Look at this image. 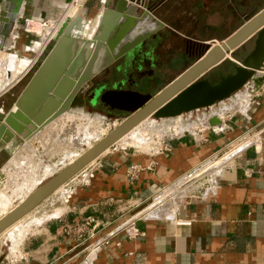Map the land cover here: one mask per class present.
<instances>
[{
  "label": "crops",
  "instance_id": "1",
  "mask_svg": "<svg viewBox=\"0 0 264 264\" xmlns=\"http://www.w3.org/2000/svg\"><path fill=\"white\" fill-rule=\"evenodd\" d=\"M72 1L0 0V12L4 2H8V14L20 8L12 35L0 50V90L6 87L0 92V100L6 94L18 99L32 77L19 93L17 88L49 46L48 43L41 52L33 50L36 34L20 30L26 19L56 29L68 16H80L93 29L107 10V39L114 48L108 46L109 51L113 54L124 49L126 54L89 82L82 94L85 106L81 113L74 111L80 109L77 106L37 135L29 139L15 137L0 156L8 149H29L34 139H43V135L50 137L52 129L61 121H69L72 114L74 119L85 113L94 118L93 123L95 119L111 118L120 125L132 114L114 108H130V103L119 99L118 94L157 96L199 60L205 45L222 44L264 10V0H145L143 8L121 1L136 11L135 16H127L116 13L117 0H82L76 10ZM159 1L152 12H146L147 7ZM108 2L110 6L106 7ZM145 14L147 18L140 21ZM139 44L150 51L147 80L152 83L148 89L129 83L131 68L127 63L139 51ZM22 61H27L28 66L15 79V68ZM236 62L228 61L234 67ZM9 66L12 74L8 85ZM110 91L118 93L103 101V95ZM244 91L242 96H232L236 101L225 100L230 105L236 103L234 106L220 102L221 109L205 121L197 118L193 130L162 139L164 143L158 150H140L124 145L122 140L116 143L27 215L24 230L15 228L13 239L9 233L13 246L0 249V264H264V86L255 94ZM1 108L6 110L4 101ZM212 116H218L222 124L211 127L208 120ZM177 126L182 131L190 128L181 123ZM164 144L169 151L161 150ZM235 144L237 148L245 146L233 158L224 161V157L222 164L206 169L214 164L208 161ZM133 166L143 171L132 180L129 170ZM14 167L10 166L0 187L9 183ZM211 169H215L211 176L198 186L176 188L194 171L206 173ZM171 189L169 196L174 197L166 203L169 210H156L149 217V207H155L152 204L130 219ZM11 194L12 199L16 197L12 190ZM1 199L0 196L2 206L4 198ZM133 227L140 234L130 237L127 230Z\"/></svg>",
  "mask_w": 264,
  "mask_h": 264
},
{
  "label": "water",
  "instance_id": "2",
  "mask_svg": "<svg viewBox=\"0 0 264 264\" xmlns=\"http://www.w3.org/2000/svg\"><path fill=\"white\" fill-rule=\"evenodd\" d=\"M121 1L142 8L145 5L143 4L145 0H117L114 9L118 15L135 16L136 12L131 6H126ZM160 1L147 7L146 12H152V7L158 5ZM110 2L106 4V7L110 6ZM8 6V2H4L0 12V50L11 37L15 20L20 12V8L17 7L14 14H8L6 12ZM146 18L145 14L140 21H144ZM107 33V10L100 16L93 29H90V25L85 24L80 16L73 19L70 15L58 25L51 38L52 48L41 61L39 68L15 101L12 109L8 112L0 109V152L15 137L29 139L37 135L42 128L66 112L74 110L77 106L80 109L74 111L82 112L81 109L85 106L82 94L85 93L89 82L126 54L124 49L120 52L110 53L109 47L114 48L107 39ZM252 41H254V48L242 61L236 62L234 73L223 76L221 81L216 84L206 78L207 74L215 68L222 67L228 61L238 57L241 51L245 53L247 45ZM143 46L139 44V50ZM13 57L17 58L16 55ZM8 71L9 85L12 74L10 66ZM263 86L264 10L249 19L240 30L222 44L205 45L199 55V60L157 96L138 92L118 94L119 99L130 103V108L118 105L114 108L125 110L132 115L80 157L40 185L25 200L1 218L0 236L36 210L145 120L176 118L195 111L209 109L245 89L251 94L258 93ZM116 93L118 92L105 93L103 101L109 95ZM208 122L211 127H218L222 124V120L218 116L210 117ZM243 148L238 151H242ZM0 181L1 183L5 181L3 173H0ZM6 185L7 182L0 188L4 190ZM6 191L7 193L11 192V190Z\"/></svg>",
  "mask_w": 264,
  "mask_h": 264
},
{
  "label": "rangeland",
  "instance_id": "3",
  "mask_svg": "<svg viewBox=\"0 0 264 264\" xmlns=\"http://www.w3.org/2000/svg\"><path fill=\"white\" fill-rule=\"evenodd\" d=\"M37 26L38 29L40 30L43 29V27L39 25ZM48 28L51 29L52 27L49 26ZM54 34H55L54 32H50V34L47 37L46 34H44L43 37L41 36L39 38L37 37V35H34L33 39L35 42L38 43V44L36 43L35 47H33L34 51L41 52V50L46 45H48V43L49 46L46 49L43 56L39 59V62L37 63L36 67L28 75V78L17 88V93H19L23 89L25 84L34 75V73L37 71V69L41 64V61L44 59V57L47 55L49 50L52 48L53 42L50 40ZM253 45H254V41L250 42L247 45V51L245 53L241 51L238 58L235 59L239 62L242 61V59L252 50ZM22 62L23 63L21 64L19 63V65H17L15 68L14 76H13V78L15 77V79H19L23 75L25 68L28 66L27 61H22ZM4 73H6L7 75V71H5ZM4 90H6V87L3 90H0V92ZM241 92L236 93L235 96L236 95L242 96L243 94L246 93L244 90ZM233 100L236 101V97H231L230 101ZM3 101L6 106L5 112H8L10 109H12V107L15 104L16 95L11 96L10 94H6L0 100V105H2ZM225 103L226 105L228 104L226 101ZM235 104L236 103L234 104L232 103L231 105L234 106ZM222 105H223L222 103H218L217 105L207 110L195 111L186 116H179L176 118L162 119V120L153 119V121H151V119H148V121H145L140 126L136 127L128 135H126L122 139V143L126 146L136 147L144 151H152L156 149L158 150L160 149V146L162 144L161 141L162 139L168 138L171 135L175 137L183 132L193 130L197 125L196 124L197 118L203 121L204 118H206L207 116L212 114L214 115L215 113H217V111L221 109ZM231 105L228 104V106L230 107ZM94 114L99 117L101 115L99 114V112H96ZM95 120L96 121L93 123L94 121L93 118L83 117L79 115H75L73 119V114H72L71 117H69V121L67 120L61 121L59 125H56L54 129H52L53 134L51 133L50 137L43 135L44 136L43 139L40 138L34 139L31 148L26 149L25 147H23L20 151H16V152L8 149V151L2 153V155L0 156V165H1V169L3 170L2 173H4V175L6 176V173L10 170L9 168L11 165H15L16 167H14L15 169L12 170L13 176L11 177V179L13 180L11 181L10 179L8 185H6V188L4 190L3 189L0 190V196L2 197L1 201H3L4 198V201L2 203V206L4 207L2 206L0 207V219L5 216L3 215V213L8 212V209L10 207H16L19 204V202L23 201L24 198H26V196H29V194L34 192L39 187L40 183H44L48 181L53 175L57 174L61 169L68 166L70 163H72L74 160L80 157L91 146H94L105 136H107L120 123L118 121L114 122L115 120L114 119L112 120L111 118L102 121H100V119H95ZM179 123H181V125H183L184 127L190 126V128L180 131V127L177 126V124ZM88 132L90 135L88 134ZM246 138H249V136H246ZM236 145L237 144H235V146L234 145L229 146L227 149L219 153L216 157L212 158L208 162L209 163L213 162L215 164V161L221 160L219 164H217L216 166L220 165V163L224 160V159L222 160L224 155L227 152L233 150L236 147ZM214 170L215 169H211L209 172L203 173L196 178L194 177L192 178L193 174L195 173L194 171L189 178L183 181V184L187 181L188 183L185 185V187H188L189 185L198 186L200 182H203L204 180L208 179ZM5 190H12L13 195L16 197L12 199V197L10 196L12 195L11 192L9 193L8 196V194L6 193L7 191L5 192ZM164 194H167L169 196L168 192ZM161 195H158V197H160ZM168 196L167 198L165 197L161 203V208L167 210H169V205L166 203H168L172 199V197H174V196H169V197ZM156 199L158 198L156 197L154 200L150 201L147 205H145L144 208L137 210L136 213L129 216L130 219L131 217H136V215H138L139 212L143 211L145 208L154 204ZM157 208H159V206H157ZM144 216L142 215L141 217ZM27 218L28 216L22 219L21 221H19L17 224H15L5 233L2 234L1 248H0L1 251L8 250L10 249V247L12 248L13 244L8 238L9 233L13 239L14 236L12 232H14L15 228L17 229L21 228L20 230L22 229L24 230L23 225L24 223H27Z\"/></svg>",
  "mask_w": 264,
  "mask_h": 264
},
{
  "label": "flooded vegetation",
  "instance_id": "4",
  "mask_svg": "<svg viewBox=\"0 0 264 264\" xmlns=\"http://www.w3.org/2000/svg\"><path fill=\"white\" fill-rule=\"evenodd\" d=\"M25 23V21H24ZM20 30L25 32V24L21 25ZM37 43V42H35ZM34 43V45H35ZM150 51L146 52V46H143L141 50L138 52H134L131 56V62L127 63L130 68V74H129V83L130 84H136L137 86L148 89L151 87V81H148V70H149V53ZM235 67L231 65L230 63L225 64L221 68H219L217 71L209 74L206 76L207 79L213 84L219 83L223 76H227L228 74L234 73ZM150 77V76H149ZM92 101V100H91Z\"/></svg>",
  "mask_w": 264,
  "mask_h": 264
},
{
  "label": "bare ground",
  "instance_id": "5",
  "mask_svg": "<svg viewBox=\"0 0 264 264\" xmlns=\"http://www.w3.org/2000/svg\"><path fill=\"white\" fill-rule=\"evenodd\" d=\"M82 3V0H75L74 1V4H78V5H80ZM75 10H76V7H75ZM74 12V11H73ZM34 25H33V27H32V32H34L35 34H37L38 36H44V34H46V37L50 34V32H56V29L58 28V26L56 27V29L54 28V29H49L48 27L50 26V25H46V26H44V25H42V24H35V23H33ZM37 25H39V26H41V27H43V29L42 30H40V29H38V26ZM44 32V33H43ZM42 39V38H41ZM51 41V40H50ZM38 44V43H37ZM8 74H9V71H8ZM81 116H83V117H88V118H93V117H90L89 115H87V114H82ZM94 119V118H93ZM145 121H148V119L147 120H145ZM144 121V122H145ZM151 121H153V120H151ZM144 122H142V123H144ZM141 123V124H142ZM153 123V122H152ZM140 124V125H141ZM139 125V126H140ZM138 127V126H137ZM134 130V129H133ZM132 130V131H133ZM131 131V132H132ZM180 131H182V129L180 128ZM88 134H89V132H88ZM129 134V133H128ZM127 134V135H128ZM90 135V134H89ZM89 137V136H88ZM90 138V137H89ZM133 139V138H132ZM131 139V140H132ZM249 140V139H248ZM244 142V141H243ZM242 143V142H241ZM240 143V144H241ZM245 145H246V143H245ZM244 144L242 145V146H240V147H235L233 150H231V151H229V152H227L225 155H224V157H227L224 161H227V160H229V159H231V158H233L234 156H235V154H237V151H238V149H240V148H242L243 146H245ZM233 152V153H232ZM232 153V154H231ZM223 157V158H224ZM222 163V162H221ZM217 165V163H215V164H210L206 169L208 170V169H210V168H213V167H215ZM208 172V171H207ZM195 174V175H194ZM193 174V176H192V178L194 177V178H196V177H198V176H200L201 174H203V173H194ZM13 179H11V181H12ZM35 184V183H34ZM36 184H38V183H36ZM182 184H183V182H181V183H179V184H177V187L176 188H180L181 186H182ZM8 185V184H7ZM15 187V186H14ZM33 187V186H32ZM9 189V188H8ZM13 190V189H12ZM15 190V189H14ZM171 191H173V189H171V190H167L165 193H170ZM5 192H6V190H5ZM3 193V192H2ZM7 193V192H6ZM24 193V192H23ZM9 196V195H8ZM166 196H168L167 194H163V195H161L160 197H158V199H156V201H155V203H154V208H151V206L149 207V209H148V211L150 212V214H149V217H153V214H154V212H156V210L157 211H160V210H162L163 208H161V203H162V201L164 200V198L166 197ZM179 196H180V193H179ZM0 206H1V204H0ZM157 206H159V208H157ZM2 207H4V206H2ZM8 207V206H7ZM1 209H3V208H1ZM3 211V210H2ZM27 227V226H26ZM27 229V228H26ZM25 229V230H26ZM18 231V230H17ZM22 232H24V231H22ZM25 233H27V232H25ZM21 234V233H20ZM23 235H24V233H23ZM22 236V235H21ZM23 237V236H22Z\"/></svg>",
  "mask_w": 264,
  "mask_h": 264
},
{
  "label": "built area",
  "instance_id": "6",
  "mask_svg": "<svg viewBox=\"0 0 264 264\" xmlns=\"http://www.w3.org/2000/svg\"><path fill=\"white\" fill-rule=\"evenodd\" d=\"M74 1H75V0L72 1V4H73L75 7L80 8V7L82 6V3H81L80 5H78V4H74ZM41 24L44 25V26L47 25L46 23H41ZM32 27H33V22L30 21V20H28V19H26V20H25V32H27V33H29V34H35L34 32H32ZM36 35H37V34H36ZM171 136H172V135H171ZM171 136H169V137H171ZM162 143H164V142H162ZM161 150L169 151V150H170V147H169L168 145H165V144H164V147H162ZM141 171H143V168L140 167V166H133V167H131L130 170H129V177H130V179H132V180L135 179ZM189 177H190V176H189ZM189 177H188V178H189ZM187 183H188V182L186 181L184 184H182V186H181L180 188L185 187V185H186ZM125 225H126V224H124L123 226H120V228L125 227ZM127 233H128V235H129L130 237H135V236H137V235L140 234V231H139L138 228H134V227H133V228H130V231L127 230Z\"/></svg>",
  "mask_w": 264,
  "mask_h": 264
}]
</instances>
